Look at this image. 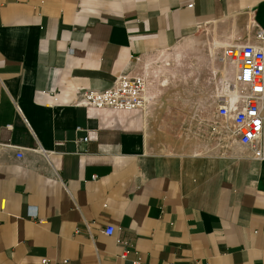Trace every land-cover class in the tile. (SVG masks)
<instances>
[{
	"label": "crops",
	"instance_id": "obj_1",
	"mask_svg": "<svg viewBox=\"0 0 264 264\" xmlns=\"http://www.w3.org/2000/svg\"><path fill=\"white\" fill-rule=\"evenodd\" d=\"M260 31L264 0H0V142L23 148L0 151V264H264V159L196 107L189 139L162 135L152 90L202 104ZM122 73L148 108L76 104Z\"/></svg>",
	"mask_w": 264,
	"mask_h": 264
},
{
	"label": "built area",
	"instance_id": "obj_2",
	"mask_svg": "<svg viewBox=\"0 0 264 264\" xmlns=\"http://www.w3.org/2000/svg\"><path fill=\"white\" fill-rule=\"evenodd\" d=\"M257 36L258 43L231 44L217 54V70H212L210 88L218 118L241 144L250 148L255 158L264 159V31ZM147 88L144 77L122 73L114 84L104 89L79 90L76 104L145 109L150 102L146 98ZM200 104V101L195 103L196 111L203 112ZM216 124L219 134L225 132L218 121ZM7 127L12 129L13 125ZM88 140L89 136L83 137V142ZM5 148L14 149L18 158L23 157L22 147L12 142H0V151ZM105 232L113 235L115 228L109 226Z\"/></svg>",
	"mask_w": 264,
	"mask_h": 264
},
{
	"label": "rangeland",
	"instance_id": "obj_3",
	"mask_svg": "<svg viewBox=\"0 0 264 264\" xmlns=\"http://www.w3.org/2000/svg\"><path fill=\"white\" fill-rule=\"evenodd\" d=\"M189 64H192V62ZM211 66L213 67L212 70H217V66L215 63L211 64ZM159 69L162 71L163 67H159ZM180 69L184 68H179V70ZM194 71L195 67L188 66L185 67V70L183 72H185L186 74H193ZM164 80L165 82L169 81L168 78H165ZM192 85L193 84L177 83L170 88V95L165 98L158 79H155L152 90L154 92H160V98L155 100L156 102L153 104V106L156 107L157 112L161 117V124H163L162 128L160 127L162 135L171 133L172 137L176 140L178 139L185 141V139H189L186 135H183L184 133L182 131H184L183 129L188 128L190 124L193 123L196 117L192 112L194 110V107H196L195 103L198 100H195L194 97L191 99H186L185 95L187 92L188 97L193 96L192 94H190L195 90L191 89ZM201 87L203 86L201 85ZM204 95L205 96L202 98V104H200L203 109V114L197 116L199 118V121L201 120V118L204 119V122L211 118H216L220 123L221 130H225V133H227L229 131L228 126L223 122L221 118H218L216 107L211 97L210 89L209 92L207 94L204 93ZM228 136L229 135H227V137ZM175 148L176 147H174V149ZM172 149L173 147L169 151L174 152Z\"/></svg>",
	"mask_w": 264,
	"mask_h": 264
},
{
	"label": "bare ground",
	"instance_id": "obj_4",
	"mask_svg": "<svg viewBox=\"0 0 264 264\" xmlns=\"http://www.w3.org/2000/svg\"><path fill=\"white\" fill-rule=\"evenodd\" d=\"M146 98L149 100V98H150L149 92L146 94ZM148 106H149V104H147L146 108H148Z\"/></svg>",
	"mask_w": 264,
	"mask_h": 264
}]
</instances>
